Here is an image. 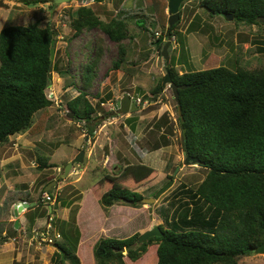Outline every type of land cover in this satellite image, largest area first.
<instances>
[{"label": "trees", "instance_id": "16d2710c", "mask_svg": "<svg viewBox=\"0 0 264 264\" xmlns=\"http://www.w3.org/2000/svg\"><path fill=\"white\" fill-rule=\"evenodd\" d=\"M130 1L134 2L132 7L124 6L127 0L108 20L102 19L88 0H80L83 4L74 9L76 12L64 16L74 31L73 36L97 28L114 41L119 55L113 60L112 69L125 73L129 47L135 39L133 26L145 31L153 41L164 35L172 36L176 28V24L169 25L168 0ZM0 3L7 5L2 0ZM199 3L211 14L232 13L235 22L264 25L259 20L264 16V0H199ZM181 14L180 7V18ZM158 32L161 35L156 37ZM53 35L57 37L56 30L50 24L42 25V18L27 24H7L0 30V145L15 134L36 135L47 129L51 118L49 107L54 101L46 90L52 72L59 68L58 59H51ZM105 49L98 37L95 55L83 64V87L64 105L73 119L91 123L98 117L97 108L104 109L102 104L113 97L109 92L100 98L98 106L90 100V88ZM161 49L162 45L158 47ZM176 65V58L170 55L165 66L169 67L173 81L187 85L179 89L180 103H177L182 148L186 156L198 157L199 164L207 170L195 188L182 186L184 193L196 203L195 208L186 205L180 212L181 223L189 229L175 231L160 225L164 235L150 237L143 243H138V232L125 238L100 237L93 246L96 264H239L242 256L264 243V67L239 66L233 70L218 66L180 73ZM164 77L154 93L159 92ZM38 112L41 116L36 121ZM169 121L165 115L157 127ZM87 127L93 131L90 125ZM161 139L165 145L169 140L166 134ZM156 145L155 149L161 147L160 142ZM38 160L39 169L57 165L49 163L47 156L42 155ZM156 175L157 170L151 165L127 163L96 181L90 187L91 196L105 210L120 203L140 207L144 196L136 188ZM52 180L53 177L43 184L42 193ZM30 195L28 191L12 190L0 203V246L8 243L9 229L11 235L22 230L14 222L10 224L12 206L19 201L31 202ZM44 201L39 195L37 204L25 212L29 230L38 218L48 213L40 209ZM199 201L212 211L211 216L202 213ZM196 225L207 230L192 229ZM58 231L63 238L56 241V263L82 264L77 254L80 229L73 230L74 236L63 221Z\"/></svg>", "mask_w": 264, "mask_h": 264}, {"label": "rangeland", "instance_id": "374dc122", "mask_svg": "<svg viewBox=\"0 0 264 264\" xmlns=\"http://www.w3.org/2000/svg\"><path fill=\"white\" fill-rule=\"evenodd\" d=\"M2 2L7 5L0 3V30L7 24H27L37 18H42V25L50 24L56 30L55 47L58 54L55 52L54 60L58 59L59 68L56 67L58 70L52 72L46 90L54 101L49 107L51 118L48 119L47 129L36 135L30 132L15 134L8 142L0 145V203L12 190L28 191L33 195L32 199L38 200L39 195L43 196L45 192L41 191L43 184L52 177L56 180L52 188L56 195L53 210L50 212V204L45 207L42 205L40 209L48 213L36 224L37 228L43 230L45 225L51 223L52 236L55 238L52 244L44 242L40 245L32 239L33 227L29 230L24 220V227H18L22 230L15 235L10 234V229L6 233L9 241L0 246V263L57 264L54 252L58 248L55 239L63 238L58 231L63 221L74 236L73 230L76 227L81 231L77 254L82 264H96L93 246L100 237L125 238L137 232L141 234L156 225L175 231L189 229L181 223L180 212L186 205L195 208L196 203L190 195L184 193L185 188L182 186L195 188L205 178L207 170L200 164H185L186 154L182 148L181 129L177 120V102L171 87L167 85L162 91L154 93L166 74L162 49L158 50L155 45L153 47L149 44L157 39L153 41L145 31L133 26L135 39L129 47L126 73L112 69L113 60L119 55L118 45L108 39L104 42L106 50L90 88L91 102L98 106L100 98L105 97L110 89L119 94H129L133 99L141 96L147 101L138 110L114 113V105L121 97L107 100L102 104L104 109L97 108V119L88 123L73 119V115L64 106L83 87V64L95 55V40L102 34L94 28L83 32L80 38L73 36L74 31L64 16L72 12L74 14V9L83 2L69 1L55 5L53 0ZM133 5L134 2L128 0L124 6L130 8ZM166 11L168 13V7ZM181 12V18L175 23L174 35L177 40L169 49L170 55L177 60L176 68L180 73L218 66L233 70L239 66L248 69L264 67V25L239 23L223 14H211L208 9L200 6L199 0H185ZM178 37H181L180 42ZM150 54L154 55V59L149 63L160 61L159 67L162 70L140 66L144 64L143 58ZM134 75L136 79L132 80ZM165 115L170 121L158 128L157 123ZM40 116L38 112L35 120H39ZM87 125L93 128L92 132L87 131ZM169 127H172L171 131ZM162 134L168 136V145L161 139ZM157 142H160L161 147L155 149ZM82 150L84 165L75 163L65 178L60 177L66 165ZM42 155L49 158V163L57 165L39 169L38 158ZM134 162L146 163L157 170L152 180L136 188L144 197H153L167 182H174L151 204L141 203L140 207H135L120 203L105 210L92 198L90 187L105 173L116 172L119 166ZM69 181L76 182L68 184ZM198 204L206 217L211 216L212 211L208 210L206 204L200 201ZM13 207L10 224L25 215L23 211L16 217ZM192 229L207 230L200 225ZM15 236L17 238L13 239ZM65 264L70 263L67 261ZM239 264H264V253H248L240 258Z\"/></svg>", "mask_w": 264, "mask_h": 264}, {"label": "water", "instance_id": "95a60500", "mask_svg": "<svg viewBox=\"0 0 264 264\" xmlns=\"http://www.w3.org/2000/svg\"><path fill=\"white\" fill-rule=\"evenodd\" d=\"M55 3H62V2H69L70 0H54ZM185 0H168V14H169V25L172 26L175 24L179 19H180V7L181 4ZM225 16H228L231 19H234V15L232 13L230 14H224ZM259 20L261 22H264V16H260ZM153 45H155L157 48L162 45V56L166 60L167 63L170 61V54H169V49L171 46V41L167 40L165 41L164 37H161L160 39L156 40L153 42ZM56 52L55 48V35H53V39L51 41V59H54V55ZM169 85L173 91L174 98L177 103H180V97H179V89L185 88L187 85L186 84H177L173 81L171 72L169 67H166V74L164 77V80L162 82V87L160 88V91L164 89ZM115 112L114 113H121V112H130L134 110H138L139 106L136 104V102L131 98L129 94L124 95L121 97L119 100H117L116 104L114 105ZM179 113L181 112V109L179 107ZM73 115V114H72ZM81 163L84 165V150L79 152V154L71 161L69 162L66 167H65V172L60 176L65 178L68 174L70 169L73 167L74 163ZM195 163L199 164L200 160L198 157H194L191 155H187L185 158V164H190V163ZM174 182V180H170L167 182L153 197H143L140 199V203L142 204H151L155 202L161 194H163ZM56 183V180H52L48 186L45 187V191H51L52 188L54 187V184ZM36 205V202H28V201H21V204H16L13 207V211L16 217L19 216V214L26 209ZM50 212L52 211V205L50 204ZM20 224V220L17 219L15 221V225L18 226ZM164 232L162 231L160 225H156L151 229L146 230L145 232L141 233L139 238H138V243H143L145 242L148 238L153 237V236H163ZM254 253H264V243L260 246H258L256 249L253 250Z\"/></svg>", "mask_w": 264, "mask_h": 264}, {"label": "crops", "instance_id": "0c3cea01", "mask_svg": "<svg viewBox=\"0 0 264 264\" xmlns=\"http://www.w3.org/2000/svg\"><path fill=\"white\" fill-rule=\"evenodd\" d=\"M125 2H127V0H88V3L89 4H94V8L97 10V12H98V14L100 15V17L102 18V19H105V20H108V19H110V18H112L113 17V15L115 14V12L118 10V7H120L121 5H122V3H125ZM99 30V29H98ZM100 32H102L101 30H100ZM81 36L79 35V36H77V38H80ZM100 37V39L103 41V43L104 42H106L107 41V39L109 40V41H111V42H113L111 39H109V37L107 36V35H105V33H103L102 32V34H101V36H99ZM97 39V38H96ZM105 39V40H104ZM96 41V40H95ZM87 43V42H86ZM105 44V43H104ZM152 45H153V42H152ZM153 47H154V45H153ZM156 48V47H155ZM106 50V49H105ZM156 52H158V50L156 49ZM154 59V55L153 54H150V55H147V56H145L144 58H143V62H144V64H141L140 66L141 67H145V66H147V68L148 69H152V68H158V69H160V70H162V67H159V62L160 61H158V63L156 62H154L153 64H150L149 62H151L152 60ZM121 71V70H120ZM123 71V70H122ZM123 73H124V71H123ZM124 76V75H123ZM122 77V76H121ZM132 78V80H135L136 79V76L134 75V76H132L131 77ZM166 88V87H165ZM164 88V89H165ZM118 90H120V88L118 89ZM109 92H112V94H113V97H112V99L113 100H115V99H118V98H120V97H122L123 95H124V93H120L119 94V92L117 93L115 90H108V92L106 93V94H108ZM127 92V91H126ZM135 100V99H134ZM86 129H87V131L89 132V128L88 127H86ZM76 181H69V183L68 184H72V183H75ZM77 189V188H76ZM31 197H33V195L31 194L30 195ZM56 197V195L54 194V192H53V201H44V207H45V205L47 206V205H49V204H52V206L54 205V203H55V198ZM32 199V198H31ZM20 202V201H19ZM29 202V201H28ZM31 202H36V204H37V202H38V200H34V199H32V201ZM47 202H49V203H47ZM75 202V201H74ZM78 203H81V202H78ZM35 206V205H34ZM50 206V205H49ZM43 207V208H44ZM54 207V206H53ZM52 207V208H53ZM27 210V209H26ZM26 210L23 212V214L26 212ZM53 210V209H52ZM68 215H69V213H68ZM24 220H26L27 221V218H26V216L24 215V218H20V224L17 226V227H24ZM25 221V222H26ZM39 222H41V219L40 218H38L37 219V221H36V223H35V225L34 226H36V224L38 225V223ZM14 223H15V221H14Z\"/></svg>", "mask_w": 264, "mask_h": 264}, {"label": "built area", "instance_id": "2783aa9c", "mask_svg": "<svg viewBox=\"0 0 264 264\" xmlns=\"http://www.w3.org/2000/svg\"><path fill=\"white\" fill-rule=\"evenodd\" d=\"M71 1L72 2H80V0H71ZM157 35L159 37L161 35V33L158 32ZM163 37L165 38V40L168 39V40L171 41V46L172 47L176 43L177 38H176V36L174 34L172 36H170V37L166 36V35H164ZM47 96H48V94H47ZM55 101L58 103L57 98H56ZM146 101L147 100L145 98H142L141 96L136 97V103H138L140 105H144V103H146ZM42 197H43V200H45V201H53V193H49V191H45L43 193ZM18 204H21V202H18L17 205ZM47 222L49 223V220ZM43 228L44 229L41 230L40 228H37L36 226L33 227L32 230H31L32 234H33L32 235V239L33 240H37L40 245L43 244L44 242L52 244V242L54 241L55 237L52 236L53 227H52L51 223H49L48 225H45ZM24 233H26V232H24ZM16 238H17V236L13 237V239H16ZM55 242H56V239H55Z\"/></svg>", "mask_w": 264, "mask_h": 264}, {"label": "clouds", "instance_id": "9594fccd", "mask_svg": "<svg viewBox=\"0 0 264 264\" xmlns=\"http://www.w3.org/2000/svg\"><path fill=\"white\" fill-rule=\"evenodd\" d=\"M71 1V0H70ZM168 40V39H167ZM170 48H172V46H170ZM158 49V48H157ZM163 57V56H162ZM166 62V61H165ZM146 99V98H145ZM134 100V99H133ZM135 102H136V99L134 100ZM136 104H138V103H136ZM138 106H139V108H140V106H142V105H140V104H138ZM66 112V111H65ZM21 202V201H20ZM14 205H16V204H14Z\"/></svg>", "mask_w": 264, "mask_h": 264}, {"label": "flooded vegetation", "instance_id": "af4514ba", "mask_svg": "<svg viewBox=\"0 0 264 264\" xmlns=\"http://www.w3.org/2000/svg\"><path fill=\"white\" fill-rule=\"evenodd\" d=\"M165 88V87H164ZM75 164V163H74ZM73 166H75V165H73ZM76 173H78V172H76Z\"/></svg>", "mask_w": 264, "mask_h": 264}]
</instances>
